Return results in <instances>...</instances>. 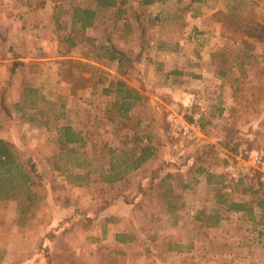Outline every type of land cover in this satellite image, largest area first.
<instances>
[{
	"label": "rangeland",
	"instance_id": "1",
	"mask_svg": "<svg viewBox=\"0 0 264 264\" xmlns=\"http://www.w3.org/2000/svg\"><path fill=\"white\" fill-rule=\"evenodd\" d=\"M2 1L11 4V11L15 13L18 8L41 5L47 0ZM125 1L124 5L100 9L94 24L85 29L83 37L80 24L73 22V9L75 6L97 8V1L49 0L53 7L41 15V23L36 21L37 11L28 12L27 33L17 40L26 54H19L18 46H14L17 41L8 38L4 42L6 48H13L10 51L13 59L6 67L0 65V78L4 73L0 79V138L8 140L23 161L35 164L34 189L38 192V200L32 209L23 213L19 199L0 200V264L23 263L19 254L24 245L21 241L26 237L21 240L20 236L26 228H32L34 241L36 229L45 228V232L53 233V230L68 227L75 230L77 240L85 236L86 228L99 234L109 214H122L126 218L119 222L118 228L131 229L140 223L144 228L155 230L163 222L159 224L143 213L165 210L168 200L178 206L186 201L182 211L196 214L203 210L202 214L212 216L221 211L226 216L225 207L215 202L216 188L223 186L226 191L225 167L241 159L238 158L240 149L264 150V41L241 32H229L223 21L214 15L217 10L227 12L236 7L237 13L264 24V0H203L187 10L184 8L190 0H157L147 4L143 0ZM176 7L183 10L172 15ZM156 14L161 16L159 23L154 20ZM192 14L206 19L202 29L186 27V36L193 44L186 48L215 54L212 57L217 68L227 74L208 78L206 83L201 82L203 78L190 79L189 86L197 90V99L202 103H196L189 112H183L180 103L166 105L171 103L174 93L162 85V75H158L157 81L147 87V100L137 102L128 112L129 117L124 118L119 106L112 104L116 93H107L103 88L117 78L129 83L137 78L135 50L139 46H145L143 53L148 54L151 44L159 45L167 39V50L176 51V38L184 36L181 28ZM172 24L176 26L172 27ZM142 27L146 29L144 34ZM2 32L0 26V38ZM69 35L74 37L77 45L67 40ZM85 37L96 39L95 43L120 46L129 52L131 62L127 73L121 75L115 62L98 57L93 51L94 44ZM29 56L36 59L27 58ZM63 58L80 61L73 68L74 76H65ZM167 58L161 55L155 60L159 64L167 62L168 67L178 63ZM14 60H22L24 65L18 67L11 79L10 68ZM155 73L152 67L147 71V77L153 75L155 78ZM140 76L145 78L143 73ZM2 102L8 105V110L2 107ZM201 112L203 115L197 117L199 127H196L194 117ZM31 117L35 119L31 120ZM64 123L88 132L90 139L79 151L85 152V156L94 162L93 168H100L103 162L99 160L97 140L117 145L125 139L129 143L127 146H131L136 134L145 141L146 136L155 134L153 144L165 152L122 180L107 182L102 180L100 172H94L89 179L77 182L74 176L79 168L70 167L68 173L55 169L56 155L61 151L56 128ZM186 127L188 131L184 132ZM242 158L247 159L245 155ZM200 166L216 176L208 181L207 174L198 171ZM250 172L253 175L237 182L231 195L255 203L260 197L264 198V190L259 193L244 190L250 184L255 189L258 187L255 171L250 169ZM219 174L223 175L222 184L217 177ZM183 183L187 186L183 187ZM249 218L233 221L231 241L221 242L234 246L238 258L245 257L243 248L251 245L252 251L248 255L263 260L264 235L253 231L258 221ZM183 221L193 237L195 221L191 218ZM203 222L212 221L208 217ZM66 234L62 233L59 239ZM11 238L12 249L8 251L5 246L10 245ZM47 251L49 249L44 248L42 252L44 259ZM5 258L8 263L4 262ZM35 258L39 257L31 250L23 260L35 264ZM126 260L123 264L132 263Z\"/></svg>",
	"mask_w": 264,
	"mask_h": 264
},
{
	"label": "crops",
	"instance_id": "2",
	"mask_svg": "<svg viewBox=\"0 0 264 264\" xmlns=\"http://www.w3.org/2000/svg\"><path fill=\"white\" fill-rule=\"evenodd\" d=\"M1 1L0 26L3 32L0 38V65L3 64L6 67L13 59V54L10 52L13 48L11 46L6 48L4 44L5 40L10 38L13 41H17L20 36L27 33L25 27L27 24L29 25L26 19L29 15L28 12L31 10L37 11L39 17L36 18V21L41 23L43 19L41 15L53 6L47 0L46 2H42L41 5H34L29 8L27 6L18 8L17 12L13 13L11 11V4L7 5L5 1ZM154 2H157V0ZM180 8L176 7L172 15L176 11H179ZM189 17L191 18L188 19L187 17L186 24L183 26L184 29L181 28L184 36L176 38V42L174 43L176 51L167 50V39L163 40L159 45L156 44L154 46V44H151V47L148 48V54L143 53L145 46L143 47L142 45L139 46L138 50H135L136 60H138V70H136L137 78L132 80V82L130 81L131 84L128 81L127 83L137 88L142 94V99L138 102L147 100V95H149L147 92L148 85L155 83L158 79L157 76L162 75L160 78L162 85L169 88L171 93H174V97L170 103L171 105H166L170 107L176 103H180L182 111L189 112L192 111V107L196 106V103L200 105L202 103L197 99V90L189 86L190 79L194 77L203 78L204 81L201 82L206 83L208 78L223 76L221 75V68H217L215 60L212 57L215 54L199 52L197 48H186V46L189 45L190 47V44H192L186 36V31H188L186 27H190L191 25L195 29L196 27L202 29V25H204L206 19L202 15L194 16L192 14ZM160 18V14H156L154 17L155 22L159 23ZM132 23L131 26L134 27ZM175 26V24H172V27ZM20 45L18 41L14 42V46H18V51L21 52L19 54H26ZM118 48L121 47L118 46ZM127 53L130 55L129 52ZM161 55H166L172 61L176 60L178 63L169 67L165 61L159 64L155 59L157 57L160 58ZM27 58L36 59L35 56H29ZM162 64L164 65L163 73H161L163 69ZM152 67L156 70L154 74L155 78L153 75H148L150 77L148 78L147 71L152 69ZM138 71H141V73H138ZM142 73L145 75V78L140 76ZM3 75L4 73L1 78ZM202 115L203 112L195 117L202 118ZM154 136L156 137L155 134L150 136L151 140ZM163 151L157 146L155 154L148 159L145 165L153 161V158L161 156ZM141 168L142 166L139 169ZM168 202L171 203V200H168ZM185 203L186 201L181 202L179 206L174 205L173 207H169L168 204L165 210L158 213L152 211L144 212L143 215H146L151 220L157 221L159 224L163 222L162 226L159 225L155 230L151 227L144 228L140 223L137 224V222H135L137 225L131 229L118 228L119 222L126 218L122 214H109L105 217V223L100 227L99 234H94L95 232L92 229L86 228L85 236L77 240L75 239L77 236L73 232L75 230L69 227L59 231L53 230V233L45 232L47 231L45 228L39 231L36 229L35 241L31 237L34 234L32 228H26L25 232L20 236L21 240L24 236L26 237L24 241H21V244L24 245L20 249L19 257L20 261L22 260L21 262H23L20 264L32 263L29 260H23V258L25 259L30 255L31 250L36 252V255L39 257L35 258V264H123L126 258L128 263L130 261L132 262L131 264H264V259L258 260L254 255H248L249 251H252L250 250L251 245L243 248L247 253H245V257L238 258L234 253V246L230 243L221 242L231 241V235L234 233L233 221L235 222L239 218H249L247 212H228L217 224H212L211 222L206 224L203 222V219L210 217V213L204 215L202 214V212L204 213L203 210H200L196 214L194 212L182 211V208L186 207ZM254 214L252 218H249L258 221L253 231L257 232L258 235H264V209L256 205ZM185 218H191L195 221V228H191L192 231L194 230L193 237L192 233L189 234L188 227L185 225V221H183ZM62 233L67 234L61 240L59 236ZM105 241L109 242L105 243ZM8 243L10 245L5 247L8 251H11L12 238ZM44 248L45 250L49 249L45 259L42 253ZM28 253L29 255H27ZM4 262L8 263L6 258Z\"/></svg>",
	"mask_w": 264,
	"mask_h": 264
},
{
	"label": "trees",
	"instance_id": "3",
	"mask_svg": "<svg viewBox=\"0 0 264 264\" xmlns=\"http://www.w3.org/2000/svg\"><path fill=\"white\" fill-rule=\"evenodd\" d=\"M97 8L75 6L74 7V23H79L81 30H83L82 36L84 37V31L88 27L92 26L99 15V11L102 8H110L117 6L118 4L124 5L125 0H96ZM155 0H143V3H152ZM182 1V0H179ZM203 0H190L189 4L184 8L193 7L194 4H199ZM122 7V6H121ZM194 8V7H193ZM196 9V8H195ZM180 10H183L181 7ZM198 9H196L197 11ZM57 13H55L56 15ZM217 20L223 21L225 28L231 33L241 32L248 37H257L261 41H264V24L259 23L253 18H248L244 15L237 13L236 7H232L227 12L224 10H217L215 12ZM137 17H140L138 15ZM146 32L145 27H142V34ZM87 40H91L94 44L93 50L100 58L108 59L116 63L117 71L121 75L127 73L129 68V62L131 58L128 53L118 48L111 43H95L96 39L85 37ZM67 40L72 45H77L73 36L69 35ZM78 59L63 58L61 60L62 67H66L65 76L70 77L76 74L73 68ZM24 65L22 60H14L11 64L10 73L11 79L16 74L18 67ZM227 71L221 70V75H226ZM115 86V87H114ZM36 90V89H35ZM103 90L107 93L115 92L116 99L112 103L119 106V111H122V116L128 118V112L131 108L142 99L140 91L131 86L122 78L117 80ZM4 98V97H3ZM26 101V98L24 99ZM2 107L8 110V105L2 102ZM16 106L23 109L20 103H16ZM35 119L34 117L30 118ZM192 120V118H190ZM58 142L61 145V151L56 155L55 169L61 173L70 172V167L79 168L74 176L75 181H81L83 179H89V175L94 172H100L102 180L107 182H115L122 180L131 171L138 170L150 157L155 154L156 145L153 144L150 136L141 137L138 134L135 135L133 140L134 144L127 146L129 143L127 140H121L120 144L112 145L109 142H103L102 140L95 141L96 145H99V160L102 161L100 168H93L94 162L85 156V152H80V148L83 147L90 139L88 132H84L82 129L75 128L70 123H64L57 126ZM99 139V138H98ZM236 147L233 148L235 150ZM85 167V171H84ZM36 171L35 164L32 162H25L17 154L12 144L5 138H0V200H12L19 199L21 213L27 212L36 204L38 200V192L34 189L35 180L34 173ZM200 173L205 172L207 174L208 181H211L216 174L210 172L206 167L200 166L198 168ZM170 175V174H168ZM220 178L219 182L222 184L223 175H217ZM183 187L187 184L183 183ZM215 202L223 205L224 211H244L249 213L250 218L253 217L255 206L264 209V198L260 197L255 203L253 200H246L244 198L235 199L230 193L223 189V186L216 188ZM245 191L250 190L252 193H259L264 190V185L258 182V187L255 189L253 184L244 188ZM169 207H173L174 204H170ZM224 216V213L217 211L213 216L210 215L212 224H217Z\"/></svg>",
	"mask_w": 264,
	"mask_h": 264
},
{
	"label": "built area",
	"instance_id": "4",
	"mask_svg": "<svg viewBox=\"0 0 264 264\" xmlns=\"http://www.w3.org/2000/svg\"><path fill=\"white\" fill-rule=\"evenodd\" d=\"M193 122L194 126L199 127L197 117H195ZM187 131L188 128L186 127L184 132ZM244 155L247 157V159L242 158ZM238 158H241L244 161H241L240 159L237 162H230L225 167V173L227 176L224 186L226 187V191L230 194H233L235 192V184L237 182H239L244 177L253 175L250 172V169L255 171L258 182L264 185V150L240 149Z\"/></svg>",
	"mask_w": 264,
	"mask_h": 264
}]
</instances>
